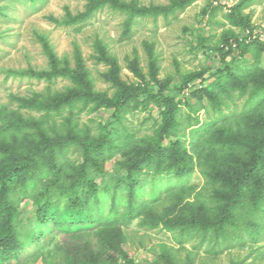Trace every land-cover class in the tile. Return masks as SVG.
I'll use <instances>...</instances> for the list:
<instances>
[{
    "label": "rangeland",
    "instance_id": "1",
    "mask_svg": "<svg viewBox=\"0 0 264 264\" xmlns=\"http://www.w3.org/2000/svg\"><path fill=\"white\" fill-rule=\"evenodd\" d=\"M119 1L140 8H167L179 0ZM86 5V0H0V110L15 119L40 122L54 140L68 135L96 140L102 137L103 127L113 133L122 149L104 158L103 173L87 170L86 185L77 188L80 192L94 185L99 190L92 208L101 209L104 220L112 216L113 198L117 213L125 212L127 179L121 163L132 162L153 147L165 109L162 98H173L178 126L162 143L179 145L177 151L187 159L189 173L178 177L173 162L165 157L158 170L143 165L133 174L138 182L135 204L147 208L143 215L121 224L122 254L117 264H264V204L253 218L259 224L257 234L245 229L238 210L236 224L224 233L181 224L192 211L213 217L223 204L220 193L224 191L211 182V174L234 179L249 161L250 154L229 144L223 147V142L229 137L255 142L264 138V0H193L183 9L134 16L129 27L128 12L102 3L87 19L63 23L66 12L76 16L86 11ZM40 37L71 69L76 67L74 49L79 50L94 93L114 100L122 90L135 87L138 91L118 108H83L77 102L56 112L24 109V99L45 101L74 89L65 77L47 82L17 74L49 69ZM241 42L246 44L244 49L239 47ZM229 71L235 72V83L230 78L222 91L216 77ZM191 75L196 80L181 91ZM207 91L215 102L208 99ZM33 141L18 137L19 146ZM59 159L63 173L75 175L81 161L79 147L71 145ZM49 180L45 174L26 192L11 196L19 212L13 225L22 247L6 264H65L63 249L76 243L60 230L67 225L64 222L42 225L36 219ZM71 182L66 179L65 187ZM50 198L57 205L54 215H59L66 198L58 190ZM91 241L106 256L94 234Z\"/></svg>",
    "mask_w": 264,
    "mask_h": 264
},
{
    "label": "trees",
    "instance_id": "2",
    "mask_svg": "<svg viewBox=\"0 0 264 264\" xmlns=\"http://www.w3.org/2000/svg\"><path fill=\"white\" fill-rule=\"evenodd\" d=\"M86 1L85 12L76 16L66 12V19L63 23L71 25L85 20L95 8H98L102 3H108L113 9L129 13L127 20L129 27L134 16L156 15L167 13L168 10L175 8L183 9L193 0H179L167 8H140L119 0ZM240 23L244 28H249L247 22L240 20ZM39 42L48 60L49 69L47 71L27 69L17 74L47 82L65 77L73 82L74 89L72 92L55 99L45 101L36 97L24 99L21 103L24 109L56 112L64 106L71 107L77 102H81L83 108L88 106L94 109L118 108L120 105L126 104L131 95L134 96L138 91V88L135 87L122 90L114 100L109 99L105 94L94 93L91 83L87 79L86 70L82 66L78 49H74L76 67L71 69L67 60L60 61L57 58L46 39L40 37ZM96 47L99 53L103 54L100 45L98 44ZM239 47L244 49L246 44L241 42ZM261 47L264 51V43ZM131 69L136 75L139 74L136 65H132ZM196 78V75L185 78L181 91H184L188 84L195 81ZM230 78L235 83V72L229 71L228 75L218 74L216 77L218 88L224 91L226 84L230 82ZM206 94L208 99L215 102L211 92L207 91ZM162 100L165 109L161 112L162 123L158 128L153 147L136 160L129 162L128 159L121 163L127 179L125 184L127 190L125 212L121 215L117 213V206L113 198L110 208L112 216L105 217L104 220L100 217L101 209L94 210L92 208L98 203L99 190L94 185L88 184L84 191L79 192L77 188L86 185L84 177L87 170L93 169L98 173H103L102 162L104 158L106 156L109 158L122 149V146L117 143V139L113 137V133L103 127L102 137L96 140L79 139L73 135H68L61 140H54L47 136L40 122L21 118L15 119L6 110H0V264H6L16 258L22 247L13 225L19 212L11 196L17 192H26L35 180L40 179L45 174L50 175V180L44 185L42 195L45 197V201L36 210V219L42 225L48 221H53L55 226L61 224V221L67 224L60 226V230L70 234V238L76 240V243L63 249L65 264H117V257L122 254L121 224L128 223L143 215L145 208H147L145 205L135 204L138 182L133 178V174L140 170L143 165H153L158 170L164 164L165 157H169L173 162V169L176 170L178 177H184L189 173L187 159L177 151L179 145L174 143L170 147H164L162 143L164 139L174 133L178 126L176 121L177 103L173 98L163 97ZM20 134L25 138L36 139V141L30 145L19 146L18 137ZM227 144L242 150L241 152L250 154L249 161L245 162L244 170L240 171L234 179L219 173L211 174V182L213 184L219 183V186L223 188L224 192L220 193L223 201L222 206L213 217H209L208 214L199 215L192 211L190 217L181 220V224L198 226L203 229L211 228L217 233H224L228 226L236 224L235 212L238 210L245 229L252 234H257L259 224L253 221V218L264 204V138L255 142L229 137L228 141L223 142V147ZM71 145H77L81 152L79 170L75 175L63 173V163L59 159L63 157ZM66 179L72 181L69 187L64 185ZM53 190H58L66 198L59 215H54L57 208L56 203L50 202ZM145 215L147 216L148 213ZM93 230L97 240L107 250L106 256L95 249L94 243L91 241Z\"/></svg>",
    "mask_w": 264,
    "mask_h": 264
}]
</instances>
